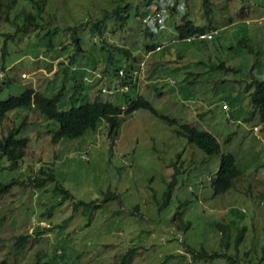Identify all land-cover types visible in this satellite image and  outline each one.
Masks as SVG:
<instances>
[{
	"label": "rangeland",
	"instance_id": "1",
	"mask_svg": "<svg viewBox=\"0 0 264 264\" xmlns=\"http://www.w3.org/2000/svg\"><path fill=\"white\" fill-rule=\"evenodd\" d=\"M137 1L129 0L122 23L103 20L107 40L132 56L114 52L112 65L141 67L121 90L104 68L107 50L86 27L118 0H46V17L63 26L52 45L44 47L45 35L31 36L4 57L0 98L28 85L48 96L62 86L58 109L94 97L124 109V96L137 89L154 111L118 114L113 135L101 119L56 141L57 124L36 106L7 111L2 127H18L27 145L13 169L0 155V260L28 264L40 253L45 264H121L131 254L124 264H264V115H249L246 89L252 77L264 78V0H187V17L211 35L201 40L176 37L168 20L158 22L154 37L144 35L133 13ZM78 21L85 24L76 30L79 41L93 53L84 69L92 78L73 87L58 71L65 54L53 48H73L68 28ZM145 23L157 30L150 17ZM154 41L161 48L149 53L140 45ZM182 124L213 134L218 151L187 141ZM227 152L239 174L214 193L211 179ZM20 233L27 236L16 246Z\"/></svg>",
	"mask_w": 264,
	"mask_h": 264
},
{
	"label": "trees",
	"instance_id": "2",
	"mask_svg": "<svg viewBox=\"0 0 264 264\" xmlns=\"http://www.w3.org/2000/svg\"><path fill=\"white\" fill-rule=\"evenodd\" d=\"M118 1L119 4L114 8L105 10V12H100V16L96 17V19H92L86 27L94 36L93 41L98 42L100 47L99 50H107V55L104 56L106 59L104 68L108 70V72H111L110 74H112L114 88H117L116 85H118V89L121 90L129 80L139 72L141 67L137 64V68H133L131 63L128 68L120 65H112L114 62L112 56L114 52L118 53V55L124 60L131 59L132 57L130 54V48L107 40L110 36L104 29L106 27L103 21L105 17H113L115 20H119L122 23L124 18L128 15L127 8L131 5L129 0ZM152 1L153 0H138L132 5L134 16L138 18L139 24L143 27L141 30L144 35L154 37L160 32V29L164 27L165 21L168 20L178 38H185L186 40L199 38L201 40L211 37L208 31H204L199 25L194 24L191 19L187 17V0H182L183 7L181 9L177 8L176 4L165 7L162 27L156 26L157 30H152L149 25L142 21V19L149 14V6ZM45 2L46 0H0V76L3 74L2 70L5 68L4 57L8 54V50L11 49V46H23L25 45L24 42L27 37L30 39L31 36L41 38L45 35L47 39L43 44L44 47L48 49V47L52 45L51 35L53 33L55 34V32L59 33V31L63 29V26L58 23L51 24L49 21L50 18L48 16L46 17L49 13L45 8ZM154 3L155 6H157V10H159L160 5H158L156 1H154ZM175 15L179 16L177 20L173 18ZM154 19L153 22L157 25ZM84 25V22L78 21L77 24L68 28L71 30V43L73 47L71 50L64 52L63 43L59 44L58 49L53 48L56 53L65 54L64 56L67 61L64 59L58 61V65H60L58 71L62 70L67 77H71L70 79L73 81V87L81 79L89 80V78H92V76L88 78V76L84 74V69L87 64H92L91 55L93 53H89L88 49L81 45V42L79 41L80 37H78L76 33V30L80 31L79 29ZM33 28L36 29V32L31 34L29 30ZM119 30L120 32L122 30L125 31L122 27H120ZM213 32H215V29H213ZM203 33H206L208 36H200V34ZM18 36H21L23 39L17 40ZM159 42L160 41H154L151 43L144 42L140 45H142L144 50L149 53L161 48L158 47ZM38 46H40V43ZM111 65L112 68L110 69ZM67 67L70 68V72ZM121 68H123V72ZM119 70L121 72H119ZM76 71H78V75L76 74ZM101 77L102 78L97 77V79H105V76L102 75ZM3 83L4 81H1L0 86ZM62 88V86L58 87L53 94L48 96L39 90L34 89L31 85H28L17 94H8L7 96L0 98V155L6 157L8 168L13 169L18 166V162L21 160L24 154V149L27 145V138L25 136H17L15 134L18 127H2V120H4L3 118L5 117L6 112L14 108L33 105L36 106L46 118L54 121L58 128L51 134L52 141H56L60 137L79 136L86 129L94 128L101 119L107 123L109 133H112L113 135L122 119L117 116L118 114H122V112L128 114L138 107L149 108L154 111L149 101L139 94L137 89L135 90L134 95L124 96L123 101L126 105L124 109L121 108V105L116 104L111 100L101 99L99 97H94L92 100H86L79 105H72L67 109H58L57 103L62 95ZM246 89L250 102L249 115L253 116L255 113L264 115V78L252 77L248 81ZM160 117L167 119V121H171L165 116L161 115ZM181 127L182 133L185 135L187 141L195 144L205 153L211 154L218 151V142L210 132L189 124H182ZM238 174L239 170L234 163L233 155L229 152L221 153L214 176L211 179L212 191L214 193L225 191L231 185L232 179ZM33 182L37 183L38 180L33 178ZM2 189H5L4 184H0V192ZM34 229L37 231L39 230V227L35 226ZM221 229L222 233H225V230L223 228ZM25 236H27V234H17L15 236V245L17 246L21 244ZM58 251L59 249H56L54 252L57 253ZM193 254L196 255V252H193ZM130 257L131 254H128L125 258L122 257L124 260H122L121 264H124L125 259H129ZM41 258V254L37 253L36 258L28 264H45V261ZM0 264L10 263L7 262L6 259H1Z\"/></svg>",
	"mask_w": 264,
	"mask_h": 264
},
{
	"label": "built area",
	"instance_id": "3",
	"mask_svg": "<svg viewBox=\"0 0 264 264\" xmlns=\"http://www.w3.org/2000/svg\"><path fill=\"white\" fill-rule=\"evenodd\" d=\"M154 1H156L158 3V5H160L159 10H157V6H155ZM172 4H176L177 8H179V9H181L183 7L182 0H153L149 6V16L148 15L145 16V18H143L142 21H144V23H145L147 20L149 21V17H150L152 19V25L154 27L159 24L158 23L159 21H161V26H162V20L164 17L165 7H168ZM153 19L156 21L157 25L154 24ZM204 35L208 36L205 33L200 34V36H204ZM119 72H121V71L119 70Z\"/></svg>",
	"mask_w": 264,
	"mask_h": 264
}]
</instances>
